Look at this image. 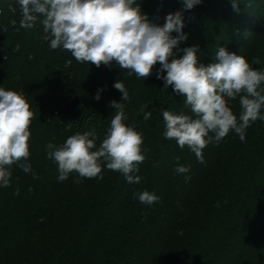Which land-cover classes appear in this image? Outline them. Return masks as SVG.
Segmentation results:
<instances>
[{
	"label": "trees",
	"instance_id": "trees-1",
	"mask_svg": "<svg viewBox=\"0 0 264 264\" xmlns=\"http://www.w3.org/2000/svg\"><path fill=\"white\" fill-rule=\"evenodd\" d=\"M137 3L160 25L183 11L180 0ZM239 3V14L230 0H203L184 11L188 38L179 47L198 46L200 63L208 65L222 46L250 64L259 58L252 66L264 70V0ZM20 19L16 0H0V87L22 93L34 112L28 163L39 178L13 165L10 187H0V264H264V121L249 127L243 142L230 132L210 143L200 163L163 136L162 110L191 112L184 97L162 89L159 64L145 80L115 63H78L62 48L50 49L39 22L25 30ZM116 81L130 98L124 123L143 135L141 182L130 184L106 167L103 179L73 173L59 181L46 145L94 130L98 148L115 115L110 104L121 101ZM77 96V111L66 116L64 106ZM230 105L238 116L239 98ZM180 165L189 171L178 174ZM144 190L159 201L148 206L133 198Z\"/></svg>",
	"mask_w": 264,
	"mask_h": 264
},
{
	"label": "clouds",
	"instance_id": "clouds-1",
	"mask_svg": "<svg viewBox=\"0 0 264 264\" xmlns=\"http://www.w3.org/2000/svg\"><path fill=\"white\" fill-rule=\"evenodd\" d=\"M16 2L21 28L31 30L39 22L50 49L62 48L78 63L97 68L115 63L127 70L128 77L135 74L145 80L159 64L156 78L163 81L162 89L171 87L184 97L191 112L189 115L162 110L163 136L174 140L181 149L187 146L200 163L204 162L203 150L210 143L218 144L230 132L238 134L243 142L246 130L257 120L264 121V70L252 66L260 63L259 58L253 57L250 64L244 56L220 46L214 62L205 65L200 63L198 46L179 47L188 38L183 31L184 11L201 5L203 0H180L183 11L168 13L163 25L150 20L137 0ZM230 5L237 14L241 12L239 0H230ZM251 6L250 2L244 4L245 8ZM179 52L183 55H178ZM113 87L122 97L120 102L110 104L116 110L115 115L98 148L94 130L73 134L60 145L51 142L46 145V158L58 166L59 181L67 180L73 173L81 180L103 179L106 167L122 174L130 184L141 182L136 173L146 159L142 151L143 135L124 123L123 101L130 99L124 83L116 81ZM100 91L94 97L96 100L100 99ZM237 98L241 109L238 116L230 105ZM149 116L150 113L146 114L145 119ZM33 119L34 112L22 93L0 87V187H10L13 165L31 173L33 179L39 178L28 163ZM189 169L190 166L180 165L175 171L184 174ZM18 194L19 188L14 195ZM133 198L148 206L160 199L147 190L134 192Z\"/></svg>",
	"mask_w": 264,
	"mask_h": 264
},
{
	"label": "water",
	"instance_id": "water-1",
	"mask_svg": "<svg viewBox=\"0 0 264 264\" xmlns=\"http://www.w3.org/2000/svg\"><path fill=\"white\" fill-rule=\"evenodd\" d=\"M186 30H187V26L184 27L183 31L185 32ZM79 104H80V98L77 96L64 106L63 113L66 116H72L77 111Z\"/></svg>",
	"mask_w": 264,
	"mask_h": 264
}]
</instances>
